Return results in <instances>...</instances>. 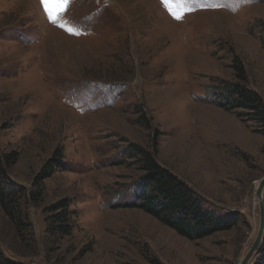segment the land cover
Returning <instances> with one entry per match:
<instances>
[{"label": "rangeland", "instance_id": "obj_1", "mask_svg": "<svg viewBox=\"0 0 264 264\" xmlns=\"http://www.w3.org/2000/svg\"><path fill=\"white\" fill-rule=\"evenodd\" d=\"M188 5L175 19L162 0H70L60 22L73 35L49 22L41 0H0V152L16 153L14 184L41 191L36 203L24 199L21 224L0 207L6 257L238 264L251 247L264 134L243 109L218 102L232 83L264 100V0ZM155 146L157 162L233 227L190 240L134 206L144 171L133 147ZM57 150L62 165L41 179ZM64 198L74 211L68 235L45 222Z\"/></svg>", "mask_w": 264, "mask_h": 264}, {"label": "trees", "instance_id": "obj_2", "mask_svg": "<svg viewBox=\"0 0 264 264\" xmlns=\"http://www.w3.org/2000/svg\"><path fill=\"white\" fill-rule=\"evenodd\" d=\"M264 27V23H262ZM264 40V38H263ZM234 67L243 79V67L235 59ZM241 73V75H240ZM218 104L228 109L240 108L244 114L252 116L260 124V130L264 134V100L255 92L244 85L232 83L221 92ZM133 154L141 163L140 168L144 171L136 186V202L134 206L157 219L160 223L172 229L175 233L187 239H200L218 231H225L233 227L235 219L222 218L213 211L206 209L201 202L192 196L188 185L177 175L160 165L156 160L157 147L151 151L133 147ZM61 153L59 150L53 156L55 165L40 176L41 179L49 177L55 166L62 165L60 162ZM16 153L0 152V207L10 217L11 221L21 224L26 214L21 212V204L29 196V201L36 203L41 197L38 189L22 188L14 184L8 178V170L16 161ZM72 201L68 198L59 200L54 206L50 215L47 214L48 230L61 235H68L72 232L73 225L70 223L71 214L69 207ZM0 264H19L6 257L0 248ZM249 264H264V235L260 247L252 257Z\"/></svg>", "mask_w": 264, "mask_h": 264}, {"label": "snow or ice", "instance_id": "obj_3", "mask_svg": "<svg viewBox=\"0 0 264 264\" xmlns=\"http://www.w3.org/2000/svg\"><path fill=\"white\" fill-rule=\"evenodd\" d=\"M162 2L168 7L170 14L175 19H182L183 14L192 9L188 5V0H181L183 7H173L171 0H162ZM70 4V0H41V5L48 17L50 23L56 24L62 29L66 30L69 34L79 35L80 33L72 27H69L66 23H61L60 18L62 13L67 9Z\"/></svg>", "mask_w": 264, "mask_h": 264}, {"label": "water", "instance_id": "obj_4", "mask_svg": "<svg viewBox=\"0 0 264 264\" xmlns=\"http://www.w3.org/2000/svg\"><path fill=\"white\" fill-rule=\"evenodd\" d=\"M263 189H264V176L259 180L258 185L256 187V197L259 206V223H258L257 233L251 247L248 249V251L245 253V255L239 261L238 264H249L250 260L252 259V257L255 255V253L258 251L260 247L264 235V205L261 198Z\"/></svg>", "mask_w": 264, "mask_h": 264}, {"label": "bare ground", "instance_id": "obj_5", "mask_svg": "<svg viewBox=\"0 0 264 264\" xmlns=\"http://www.w3.org/2000/svg\"><path fill=\"white\" fill-rule=\"evenodd\" d=\"M257 185H258V183H257Z\"/></svg>", "mask_w": 264, "mask_h": 264}]
</instances>
